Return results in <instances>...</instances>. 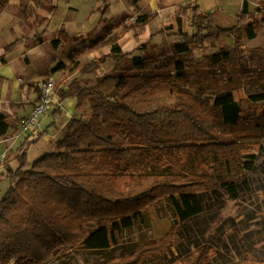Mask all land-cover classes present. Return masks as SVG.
<instances>
[{"label":"trees","instance_id":"16d2710c","mask_svg":"<svg viewBox=\"0 0 264 264\" xmlns=\"http://www.w3.org/2000/svg\"><path fill=\"white\" fill-rule=\"evenodd\" d=\"M8 1L0 0V10ZM256 14L264 15V5L252 13L244 0L238 18L249 40L256 38ZM185 15H190L194 32H183V20L177 18L183 40L173 54L126 57L114 45L119 61L113 73L92 87L63 94L76 98L78 110L91 104L92 115L88 122H69L56 152L30 163L29 146L35 141L20 146L19 167H7V178L15 181L0 201V264H49L57 252L78 246L109 251L122 244L125 230L143 226L145 211L163 199L173 205L178 225L106 264H260L249 248L239 252L243 260L238 263L218 254L211 236L215 216L206 215L205 200L222 204L221 188L239 198L236 174L255 169L257 156L244 140L261 131L255 117L264 92L236 101L232 91L264 84V63L238 76L227 72L239 61L236 49L197 59L195 51L218 37L221 28L198 5ZM34 41L44 43L35 35L5 48L0 44V61ZM60 43L52 42L56 49ZM253 53L258 61L264 57L259 49ZM79 67L60 64L54 73ZM220 72H226L225 79ZM189 90L220 95L209 105ZM171 96L184 101L168 105ZM249 123L257 132H236ZM10 128L0 112V138ZM190 224L199 225L198 236L189 235Z\"/></svg>","mask_w":264,"mask_h":264},{"label":"rangeland","instance_id":"374dc122","mask_svg":"<svg viewBox=\"0 0 264 264\" xmlns=\"http://www.w3.org/2000/svg\"><path fill=\"white\" fill-rule=\"evenodd\" d=\"M243 1L9 0L11 5L4 13L8 19L4 17L0 21V36L5 43L10 44L23 38L41 36L44 40L40 47L42 57L33 67V72L39 73L40 77L32 84L27 82L25 84L33 87L34 93H39V84L44 80L52 79L55 81L58 100L56 106L42 119L37 131L25 136V140L21 143L22 145L25 142L35 141V144L29 146V162L33 163L47 153L56 152V144L67 134L68 124L72 119L89 121L92 105L87 104L84 109L78 110L76 98L69 93L65 97L63 94L74 92L78 87H92L100 78L113 73L119 61L112 52L114 45L120 47L126 57L164 58L173 54L175 44L183 40L177 18L181 17L183 20V32L190 35L194 32L190 15H185L193 6L198 5L201 12L211 16L215 24L221 28L218 37L204 42L202 48L195 51L197 59L203 60L204 57L217 52L236 49L240 53L239 61L237 64L230 65L227 72L240 76L245 69L261 67L264 57H259V61L254 59L253 51L259 49L264 52V22L261 21L264 15L254 16L258 22L256 38L249 40L242 28L244 23L238 18ZM247 1L252 13H255L257 7L264 5L263 0ZM102 13L106 15L104 19H102ZM21 14L25 21L23 34L18 29L17 23L11 25L14 17ZM7 24L13 29L7 28L4 31ZM57 39L61 43L56 49L52 42ZM37 41L26 45L27 48L33 45L38 46ZM21 47L16 48L11 56L12 67L15 70L20 66V57L23 64L30 63L25 60L28 58L26 53L21 55V49L19 50ZM76 63L80 67L73 72L61 70L54 73L55 68L60 64L72 69ZM220 73L225 79L226 72ZM188 92L209 105H213L220 95L215 92L192 90ZM232 92L236 101H241L251 95L264 92V84L246 85ZM181 101L184 100L171 96L167 99V104L176 106ZM258 106V117L256 115L255 123L262 126L261 131L244 140L250 145L249 152L257 156L255 169L251 173L236 174L239 181V198L233 199L225 189L221 188L219 194L222 204L208 198L205 200L206 215L215 216V221L211 225V236L215 245L218 246V254L234 263L243 260V254L240 255V253L244 248H249L259 263L264 264V103H259ZM22 119L9 120L11 125L9 135L14 136ZM242 131L257 132L254 123L241 125L236 132ZM19 148L12 149L4 158H0V201L15 181L7 178V167L10 166L13 169L11 162L15 163V170L19 167L16 160ZM176 225H178V218L175 209L168 199H163L156 206L145 211L143 226L125 230L122 233L120 246L103 252H93L83 246L62 250L56 253L55 259L49 264H106L132 253L141 241L163 237ZM192 225H189V235L198 236L199 225ZM223 231L224 235H222ZM219 237L222 238L221 242L216 241ZM198 239L201 240V237ZM173 250L177 254L175 248Z\"/></svg>","mask_w":264,"mask_h":264},{"label":"crops","instance_id":"0c3cea01","mask_svg":"<svg viewBox=\"0 0 264 264\" xmlns=\"http://www.w3.org/2000/svg\"><path fill=\"white\" fill-rule=\"evenodd\" d=\"M9 5L11 4H9L8 1L4 9L0 10V21L4 17L7 18L4 13H6L5 10ZM15 23H17L18 29H20L23 34L25 21L22 14L20 16L14 17V19L11 21V25ZM11 25L8 26L7 24V27L4 28V31L7 30V28L13 29ZM0 44L2 48L10 45V43H5L3 41L2 36H0ZM40 47L41 45H33L29 48H27V46H22L19 48V50L21 49V55L26 53L28 58L25 60H28L30 63L23 64L20 57V66H18L17 70L12 67L11 63V56L14 52H11L6 56L5 63L0 61V112L8 118V121L10 119L15 120L17 118H24L25 116H28L37 103L39 93H34L33 87H31L29 84L26 85L25 82L32 84L40 77L39 73L33 72V67L40 61L42 57ZM18 128L19 129L14 133V136L9 135L11 131L10 128L8 135L0 138V158H4L11 152L12 149L20 147L22 141L25 140V136H28V134L22 133L20 123ZM10 164H13L12 167L15 170V163L11 162Z\"/></svg>","mask_w":264,"mask_h":264},{"label":"built area","instance_id":"2783aa9c","mask_svg":"<svg viewBox=\"0 0 264 264\" xmlns=\"http://www.w3.org/2000/svg\"><path fill=\"white\" fill-rule=\"evenodd\" d=\"M55 81L44 80L39 84V98L31 113L20 121L22 133L33 134L37 131L42 119L56 106Z\"/></svg>","mask_w":264,"mask_h":264}]
</instances>
